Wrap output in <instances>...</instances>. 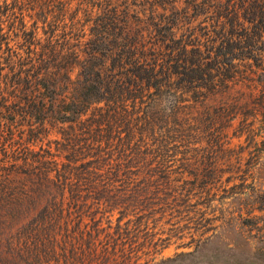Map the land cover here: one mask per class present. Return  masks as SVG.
Here are the masks:
<instances>
[{"label":"trees","instance_id":"1","mask_svg":"<svg viewBox=\"0 0 264 264\" xmlns=\"http://www.w3.org/2000/svg\"><path fill=\"white\" fill-rule=\"evenodd\" d=\"M232 137L263 157L264 0H0L8 249L16 230L52 264H264L199 246L155 261L163 225L200 227L223 183L178 168ZM231 180L264 210V175Z\"/></svg>","mask_w":264,"mask_h":264},{"label":"rangeland","instance_id":"2","mask_svg":"<svg viewBox=\"0 0 264 264\" xmlns=\"http://www.w3.org/2000/svg\"><path fill=\"white\" fill-rule=\"evenodd\" d=\"M231 146V153H223L217 158L191 159L189 162L194 165L178 168V170L185 169L187 173L214 172L220 176L223 183L210 185L207 192L211 199L209 196L208 199H199V202L204 205L203 209L206 208L204 223L200 227H198L199 224L197 228L193 224H188L189 228H182L174 233L168 231L171 222L163 225L165 230L163 236H167L166 232L169 236L166 246L156 255L155 261L179 252L191 251L197 246L206 255L218 252L221 257L229 256V259H232V256L246 258V255L251 253L264 251V210L259 209L253 199L257 189L254 187L241 189L238 185H233L231 180L238 182L239 178L250 175L263 176L264 155L256 160L249 153L248 149L252 151V148L247 146L244 137H232ZM250 181L251 178L248 179V182ZM197 193L199 192H196V195ZM194 200L195 197L192 198V202ZM206 229L209 230L206 231ZM13 232L11 237L13 247L10 249L6 246L4 236L0 235V264H52V262L48 263V253H44L43 250L37 251L39 247L35 248L32 238L27 240L24 238L25 234L22 235L16 230ZM27 241H30L32 246H29ZM59 256L63 258L62 255ZM225 261L227 262V258Z\"/></svg>","mask_w":264,"mask_h":264}]
</instances>
